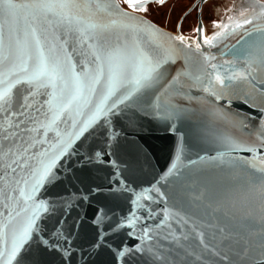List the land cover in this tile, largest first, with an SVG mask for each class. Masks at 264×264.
<instances>
[{"label": "water", "instance_id": "water-1", "mask_svg": "<svg viewBox=\"0 0 264 264\" xmlns=\"http://www.w3.org/2000/svg\"><path fill=\"white\" fill-rule=\"evenodd\" d=\"M12 2L0 264H264V2L195 36L122 0Z\"/></svg>", "mask_w": 264, "mask_h": 264}, {"label": "rangeland", "instance_id": "rangeland-1", "mask_svg": "<svg viewBox=\"0 0 264 264\" xmlns=\"http://www.w3.org/2000/svg\"><path fill=\"white\" fill-rule=\"evenodd\" d=\"M225 1L207 0L202 4V13H198V6L193 7L196 0H164L162 3L150 2L146 6L144 14L171 31L176 30L180 18L184 16L181 22V32L184 36H188L195 34L199 14L202 15L206 24L211 25L214 23ZM123 5L126 7L125 3ZM187 11L189 12L186 13Z\"/></svg>", "mask_w": 264, "mask_h": 264}, {"label": "flooded vegetation", "instance_id": "flooded-vegetation-1", "mask_svg": "<svg viewBox=\"0 0 264 264\" xmlns=\"http://www.w3.org/2000/svg\"><path fill=\"white\" fill-rule=\"evenodd\" d=\"M123 1V3H125V5H126V7L128 6V3H126V0H122ZM143 0H133V3H135V4H138L140 7H142L143 8V10H138L139 12H141L142 14H144V10H146V6H147V4L148 3H145V2H142ZM207 1V0H206ZM205 1V2H206ZM242 1V0H241ZM259 1H261V2H264V0H259ZM155 2H157V3H162V2H164V0H157V1H155ZM204 2V3H205ZM203 3V4H204ZM196 6H198L197 4L194 6V7H196ZM242 6H240V8H241ZM202 8H203V5L199 8V6H198V13H202ZM239 8V9H240ZM239 9H236L235 11H233V12H231V13H238V11H239ZM247 10V9H246ZM145 15V14H144ZM147 16V15H146ZM199 16H200V18H201V20H202V22H203V24H202V28H203V30L205 31V33L206 34H208V33H211L212 31H214V29L218 26V24L220 23V21L223 19V18H225L226 16H224V17H221L219 20H216L214 23H212L211 25H208V24H206L205 23V21H204V19L202 18V15H200L199 14ZM199 16H198V18H199ZM148 17V16H147ZM150 18V17H149ZM151 19V18H150ZM184 19V16H182L181 18H180V21H179V23H178V26H177V28H176V30L175 31H172V32H177V30H178V28L180 29V32H181V22H182V20ZM154 21V20H153ZM157 23V22H156ZM164 28H166V27H164ZM197 28H198V22H197V25H196V27H195V34H193V35H188V36H195L196 35V32H197ZM166 29H168V28H166ZM169 30V29H168ZM171 31V30H170ZM182 33V32H181Z\"/></svg>", "mask_w": 264, "mask_h": 264}, {"label": "snow or ice", "instance_id": "snow-or-ice-1", "mask_svg": "<svg viewBox=\"0 0 264 264\" xmlns=\"http://www.w3.org/2000/svg\"><path fill=\"white\" fill-rule=\"evenodd\" d=\"M126 3L129 4L130 7H132L134 10H143L142 7H140L138 4L133 3V0H126ZM8 7L9 9L15 8V4L12 2V0H8ZM147 79V77H145ZM137 84L140 83L139 80L136 81ZM0 99H3V97H0Z\"/></svg>", "mask_w": 264, "mask_h": 264}]
</instances>
